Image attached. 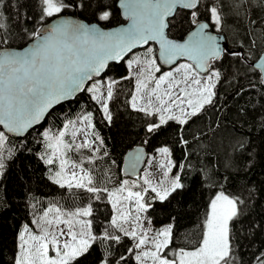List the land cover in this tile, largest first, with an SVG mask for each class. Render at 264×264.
<instances>
[{"label":"snow or ice","instance_id":"1","mask_svg":"<svg viewBox=\"0 0 264 264\" xmlns=\"http://www.w3.org/2000/svg\"><path fill=\"white\" fill-rule=\"evenodd\" d=\"M120 2L129 21L127 27L106 32L72 19H57L43 31L37 29L31 33L36 38L31 47L23 51H0V169L4 167L3 149L8 134L22 136L56 105L74 99L80 92H88L90 99L100 105L105 119L111 121L109 102L121 80L134 81L130 106L154 118L146 121L148 134L156 133L170 122L181 126L182 133L184 125L213 103L214 89L221 79L214 62L225 55L244 59L242 53L222 48L209 31L219 32L224 27L223 0H209L204 22L198 15L203 0ZM250 2L232 0L231 6L237 16L242 12L246 15V5ZM40 3V21H45L59 17L75 5V0L72 3L40 0ZM178 6L190 10L191 23L196 26L183 43L169 39L166 34L169 18ZM98 7V19L109 20L112 13L103 4ZM5 27L0 23V30ZM150 42L159 45L158 56ZM0 43L7 40L0 38ZM138 46H147L142 55L133 51ZM129 53L132 58L126 61L127 75L120 80L94 79L108 68L110 61L119 62ZM180 57L191 62L176 64ZM158 58L163 64L175 66L162 71ZM257 67L264 70V63ZM260 82L264 84V71ZM94 128L92 113L81 111L74 119L66 118L55 130L46 128L40 133L43 148L40 159L51 166L49 179L60 188L87 194L88 202L73 209L51 203L34 216L31 227L25 224L19 233L15 264H78L79 258L97 244L105 253L100 264H129V258L133 264H233L230 222L237 217L242 200L223 190L217 192L209 203L198 244L192 248H173L174 223L155 229L152 220L144 214L151 207L150 200H167L183 187L179 172L170 181L153 184L146 174L133 181L123 179L109 188L107 184L112 182V177L108 171L103 182L96 176L97 161L109 152ZM180 139L181 143H188L182 134ZM158 151L167 158L159 165L167 178L177 165L170 159L169 148ZM129 159L135 172L138 160L131 154ZM179 168L183 170L184 165L180 164ZM149 192L155 195L148 197ZM105 196L112 213L97 231L93 202ZM125 238L132 245L117 259H110L113 245H121ZM257 261L264 264V254Z\"/></svg>","mask_w":264,"mask_h":264},{"label":"trees","instance_id":"2","mask_svg":"<svg viewBox=\"0 0 264 264\" xmlns=\"http://www.w3.org/2000/svg\"><path fill=\"white\" fill-rule=\"evenodd\" d=\"M115 2L75 0V5L63 13L111 26L122 21ZM208 3L209 0H203L199 5V18L207 17L205 5ZM81 4L83 7L78 6ZM101 4L112 13L107 21L98 19ZM231 5L232 0H223L225 23L220 32L228 50L242 53L244 59L225 55L214 62L221 79L214 89L213 103L184 125L182 133L181 126L170 122L156 133L148 134L146 121L154 118L130 107L133 81L121 80L109 102L111 121L105 119L99 104L84 91L56 105L42 123L24 136L9 135L3 150L4 167L0 169V264H15L17 232L22 223L31 225L33 217L51 203L73 209L88 202L87 194L52 183L49 165L39 155L42 128L55 130L83 108L92 110L94 131L109 152L95 165L98 181L106 180V171L111 175L109 188L125 177L121 163L130 147L142 143L148 152H154L159 145L168 146L177 165L173 169L179 172L183 187L167 200H150L148 215L156 226L174 223L173 248H192L198 244L209 203L218 190H223L243 201L237 217L230 222L233 263L258 264L257 257L264 254V85L260 82L259 70L251 62L264 51V0H251L246 5V15L242 12L237 16ZM40 9V0H0V23L6 26L0 30V38L7 40L0 47L22 46L28 42L31 33L49 19L40 21ZM169 19L171 23L166 32L177 39L194 25L187 9L178 8ZM252 20L256 23H250ZM105 73L120 80L127 75V67L123 61L111 62ZM181 134L187 144L181 143ZM180 164L184 165L183 170ZM154 195L149 192L148 197ZM93 207L99 231L100 223L110 217L111 207L106 196L93 202ZM131 245L132 241L127 238L121 245H113L110 259H117ZM104 255L103 247L94 245L79 258L78 264H96ZM129 264H133L131 258Z\"/></svg>","mask_w":264,"mask_h":264},{"label":"water","instance_id":"3","mask_svg":"<svg viewBox=\"0 0 264 264\" xmlns=\"http://www.w3.org/2000/svg\"><path fill=\"white\" fill-rule=\"evenodd\" d=\"M116 4V7L118 8L119 10V14H120V17L122 19V21L120 23H117V24H114V25H111V26H102L101 24H99L97 21H87L83 18H80L76 15H73V14H69V13H62L60 14L59 17H53V18H49L47 21H45L38 29H41L43 31V28L44 27H48L50 26L52 23L56 22L57 19H72V20H75V21H78L80 23H84V24H88L90 26H96L98 27L99 29H101L102 31H106V32H111V31H116L120 28H124V27H127L129 21L127 19V17L124 15V10L121 6V2L120 0H116L115 2ZM180 8L179 6L177 7V9ZM176 9V10H177ZM181 9H184V8H181ZM188 10V9H187ZM202 22L205 21V19H202V18H199ZM196 29V26L193 25L192 28H190L186 33L185 35L182 37V38H173L171 36H169L166 32V34L168 35V38L169 39H173V40H176L178 42H181L183 43L185 39H187V37L189 36V34L192 32V31H195ZM167 30V29H166ZM209 31L211 32V34L215 35L217 37V42L221 45L222 48H226L228 49L227 45H226V42H225V37L223 35L222 32H216L214 29H209ZM34 43H36V38L32 37L28 42H26L24 45L22 46H1L0 47V51H5V50H11V51H23L25 50L26 48H29L31 47ZM150 43H153L154 46H155V51H156V54L158 56V50H159V45L156 43V42H150ZM138 48H142L140 46H138L137 48L135 49H138ZM134 49V50H135ZM126 57V56H125ZM124 57V58H125ZM179 60H187V57H180L176 63L179 61ZM123 61V60H121ZM111 62H115L117 63L116 61H110L109 64ZM120 62V61H119ZM157 62L158 64L161 65V67L163 68H167V67H171L173 65H166V64H163L159 58L157 59ZM191 62V61H190ZM261 63H264V51H262L258 56L257 58L251 62L252 66L254 68H256L257 70H259L260 72V75L262 73V69H260L259 67H257L258 65H260ZM107 70V68L101 73L104 74L105 71ZM264 85V84H263ZM81 93V92H80ZM78 95V94H77ZM76 95V96H77ZM46 117V116H45ZM45 119V118H44ZM44 119L40 122L42 123L44 121ZM39 123V124H40ZM38 125V124H37ZM36 126V125H35ZM34 127V126H33ZM0 128H2V126H0ZM32 129V128H31ZM30 130V129H29ZM27 133V132H26ZM26 133H24L22 136H24ZM8 135H11V136H15V137H22V136H16L15 134H8ZM139 150V151H138ZM130 154L132 157H135L137 158L138 162L136 163V166H135V172H133V169L131 168L130 166ZM147 154H148V151L146 150L145 148V145H143L142 143H137L135 145H133L132 147H130L123 155V158H122V163H121V172L124 176L126 177H133V176H137L139 173H140V170L142 169L143 165H144V162H145V159L147 157Z\"/></svg>","mask_w":264,"mask_h":264},{"label":"rangeland","instance_id":"4","mask_svg":"<svg viewBox=\"0 0 264 264\" xmlns=\"http://www.w3.org/2000/svg\"><path fill=\"white\" fill-rule=\"evenodd\" d=\"M150 45L153 47V49H154V44L153 43H150ZM144 47H147V46H144ZM144 47H142V48H138V49H135V50H133L137 55H142L143 54V52H144ZM130 58H132V54L131 53H129L124 59H123V62H124V64L126 65V67H127V64H126V61L128 60V59H130ZM158 63V62H157ZM180 63H190V61H187V60H179L176 64H180ZM175 66V64L173 65V66H171V67H174ZM171 67H167V68H163L162 67V71H168V70H170V68ZM215 67V66H214ZM216 68V67H215ZM127 74H128V68H127ZM157 75H159V74H157ZM109 78H111V79H115L114 78V76H112L111 74H107V73H104V74H102V75H100L99 77H96V78H94V79H101V80H107V79H109ZM89 83H91V82H89ZM133 87H134V81H133ZM132 90H133V88H132ZM132 92V91H131ZM130 99H131V94H130V97H129V105H130ZM100 106V105H99ZM131 107V106H130ZM81 111H89V112H91L92 113V110L91 109H89V108H83ZM81 111L80 112H78V113H76L75 115H73L72 117H70V118H75L76 116H78L80 113H81ZM110 111V110H109ZM103 113V112H102ZM104 115V114H103ZM93 118V117H92ZM92 122H93V119H92ZM47 127L46 126H44L43 128H42V131H44L45 129H46ZM0 130H2V128H0ZM162 147H167L168 148V146L167 145H165V144H162V145H159V146H157V148H156V150L154 151V152H148V154H147V157H146V159H145V162H144V165H143V167H142V169L140 170V173L137 175V176H133V177H124L123 179H128L129 181H133V180H137L138 178H142V177H144L146 174L148 175V179H150L152 182H153V184H156V183H158L159 181H161V180H168V181H170L171 180V178H172V176H174L175 174H177V172L176 171H174V169H172V172L169 174V176L167 177V178H165L164 177V175H163V172H164V169L163 168H160L159 167V165L161 164V163H165L166 162V160H167V158L165 157V156H163L161 153H159V149L160 148H162ZM4 150V149H3ZM42 151H43V148L39 151V155H40V153H42ZM74 158H78V157H74ZM170 159L173 161V159H172V157H170ZM51 166H48V175L50 176V172H49V168H50ZM122 179V180H123ZM141 182H142V180H141ZM118 184H116L115 186H117ZM114 186V187H115ZM165 186H167V184L165 185ZM112 188V187H111ZM134 190H136V189H134ZM219 191H221V190H218L217 192H219ZM216 192V193H217ZM215 193V194H216ZM228 195V194H227ZM215 196V195H214ZM214 196H213V198H214ZM212 198V199H213ZM111 207V206H110ZM208 211V210H207ZM111 213H112V209H111ZM38 215V214H37ZM144 215H146L147 217H149L150 218V216L148 215V212L147 213H145ZM36 216V215H35ZM151 219V218H150ZM170 222H166V223H164V224H162V225H160V226H156L155 224H153L152 223V227L153 228H155V229H159V228H161L162 226H164V225H167V224H169ZM25 224H27V223H22L21 225H20V228H19V230H18V232H17V250H16V256L18 255V253H19V243H20V241H19V233L23 230V226L25 225ZM29 225V224H28ZM30 227H31V225H29ZM146 227H147V225H145ZM16 256H15V258H16ZM96 264H100V261L99 262H97ZM234 264V263H233Z\"/></svg>","mask_w":264,"mask_h":264}]
</instances>
